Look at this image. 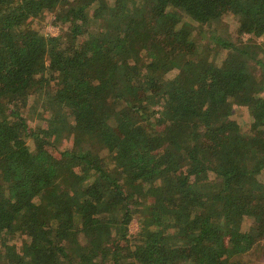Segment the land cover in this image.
Wrapping results in <instances>:
<instances>
[{
	"label": "trees",
	"instance_id": "obj_1",
	"mask_svg": "<svg viewBox=\"0 0 264 264\" xmlns=\"http://www.w3.org/2000/svg\"><path fill=\"white\" fill-rule=\"evenodd\" d=\"M262 255L264 0H0V264Z\"/></svg>",
	"mask_w": 264,
	"mask_h": 264
},
{
	"label": "rangeland",
	"instance_id": "obj_2",
	"mask_svg": "<svg viewBox=\"0 0 264 264\" xmlns=\"http://www.w3.org/2000/svg\"><path fill=\"white\" fill-rule=\"evenodd\" d=\"M54 17H55V14L53 12L47 13L44 16L39 17L35 21V24L40 26V28L43 31L50 33L52 35H56L60 31V25L53 22ZM244 36L246 37L247 35H244ZM137 226H138L137 221L136 219H134L131 224V229L132 230L137 229ZM261 264H264V255H262V258H261Z\"/></svg>",
	"mask_w": 264,
	"mask_h": 264
}]
</instances>
